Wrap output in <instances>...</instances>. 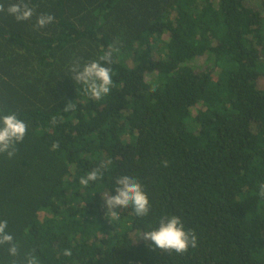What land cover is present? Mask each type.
<instances>
[{"label": "trees", "instance_id": "16d2710c", "mask_svg": "<svg viewBox=\"0 0 264 264\" xmlns=\"http://www.w3.org/2000/svg\"><path fill=\"white\" fill-rule=\"evenodd\" d=\"M24 3L29 21L0 12V115L28 126L0 154V220L18 247L0 245V264H264V0ZM41 13L55 22L37 29ZM114 48L100 61L111 91L93 100L70 69ZM201 57L211 69L188 64ZM94 169L102 178L81 185ZM120 175L141 183L149 215L107 216L101 195ZM173 215L196 248L135 241Z\"/></svg>", "mask_w": 264, "mask_h": 264}, {"label": "clouds", "instance_id": "9594fccd", "mask_svg": "<svg viewBox=\"0 0 264 264\" xmlns=\"http://www.w3.org/2000/svg\"><path fill=\"white\" fill-rule=\"evenodd\" d=\"M14 17L17 22L29 21L35 15V11L24 0L13 3L5 9L0 4V12H5ZM55 22L52 14L41 13L36 17L35 27L37 29L44 28ZM113 51H119L118 48L110 49L105 52L99 61H89L82 67L79 63L74 64L70 71L71 78L84 87L85 93L93 100H100L107 96L113 84L112 69L105 67L104 64L113 63ZM76 103L69 102L64 108V112L75 111ZM56 123L55 118L52 121ZM27 124L22 121L15 112L0 115V154H7L11 159L16 153V145L22 143L27 133ZM54 148L59 147L58 144L53 145ZM110 163V162H109ZM167 167V162H164ZM106 168L107 163L102 165ZM103 173L99 169H94L80 178V184L88 186L90 182H96L102 178ZM114 193L102 194L103 205L106 208L107 216H116L117 209H131L137 217H145L151 211V202L141 183L134 177L128 175H120L115 178ZM258 195L264 199V184L259 186ZM9 225L6 220H0V245H10L8 252L11 256L18 255V247L14 242V237L7 229ZM140 237L150 242L154 249L163 252H175L177 254L186 253L189 248H196L198 240L194 232L185 229L184 223L177 216L162 217L159 227L150 231L143 232ZM65 256H70L71 251L66 249ZM27 264H38L35 256L27 257Z\"/></svg>", "mask_w": 264, "mask_h": 264}, {"label": "rangeland", "instance_id": "374dc122", "mask_svg": "<svg viewBox=\"0 0 264 264\" xmlns=\"http://www.w3.org/2000/svg\"><path fill=\"white\" fill-rule=\"evenodd\" d=\"M190 66L194 67V69H196L197 71L199 70H207V69H211L213 64L212 62L209 61V59L207 57H201V58H197L195 59L194 61L188 63ZM219 71V68H216L214 70V74L218 73ZM151 78V77H150ZM150 78H147V80H149ZM259 86L261 88H264V78H261L260 81H259ZM193 113L196 114L197 111L196 109L193 110ZM141 234L139 233H136L134 238H135V241L136 242H140V241H144L141 237H140Z\"/></svg>", "mask_w": 264, "mask_h": 264}]
</instances>
